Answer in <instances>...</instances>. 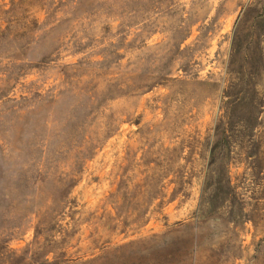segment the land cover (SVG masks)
Masks as SVG:
<instances>
[{"label": "rangeland", "instance_id": "1", "mask_svg": "<svg viewBox=\"0 0 264 264\" xmlns=\"http://www.w3.org/2000/svg\"><path fill=\"white\" fill-rule=\"evenodd\" d=\"M107 3L0 0L23 47L0 49V264H264V0H178L141 50L116 47ZM239 79L261 154L232 161L231 206L202 147Z\"/></svg>", "mask_w": 264, "mask_h": 264}, {"label": "trees", "instance_id": "2", "mask_svg": "<svg viewBox=\"0 0 264 264\" xmlns=\"http://www.w3.org/2000/svg\"><path fill=\"white\" fill-rule=\"evenodd\" d=\"M111 1L112 3H110ZM151 0H107L105 14H118L121 19L119 30L115 34L116 47L129 48L133 50H141L146 47L147 42L156 35V32L150 29L154 24H157L158 18L152 21L151 14H178L180 11L178 0H156L157 8L152 9ZM137 2L140 5H137ZM143 4V5H142ZM18 20H15V22ZM6 27L0 32V49L3 45L10 46L13 42L17 46V50L21 51V41L8 40V35L11 32V25L6 22ZM183 21H179L177 27H181ZM13 28L26 31V27L15 23ZM143 25L146 31L131 32L132 25ZM128 25V26H127ZM5 37V39H3ZM19 36V35H17ZM191 32L185 30L173 31L163 36L159 45H165L171 50L180 49L181 46L190 38ZM132 37L131 41H127ZM238 39L241 40L238 42ZM243 39V38H242ZM242 39L238 32H235L232 38V50L236 56L240 53L242 47ZM261 35L255 36V54L254 59L262 60V52L259 48ZM20 41V42H19ZM27 45V44H26ZM158 46V45H157ZM239 49V50H238ZM18 61L17 59H13ZM69 67H58V75L63 76ZM239 73V72H237ZM171 73L164 77L170 76ZM176 80V79H175ZM174 81V80H172ZM134 85V83H133ZM247 81L239 79L229 90L223 92V101L221 107V115L213 126V133L203 145L202 151L206 153L207 165L204 188L208 190L213 185L214 188L225 190L230 196L225 200L229 205H234L236 197L235 188L231 184L229 176V168L234 159L243 157V160L255 159L259 152V146L254 139V132L259 127V115L261 114L262 104L253 94L249 93ZM233 88V89H232Z\"/></svg>", "mask_w": 264, "mask_h": 264}]
</instances>
